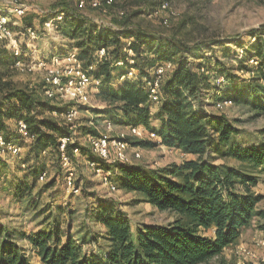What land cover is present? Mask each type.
Instances as JSON below:
<instances>
[{
  "label": "trees",
  "instance_id": "1",
  "mask_svg": "<svg viewBox=\"0 0 264 264\" xmlns=\"http://www.w3.org/2000/svg\"><path fill=\"white\" fill-rule=\"evenodd\" d=\"M59 2L64 7L53 15L43 16L39 25L64 13L60 21L62 32L75 43L84 69L101 80L94 94L105 105L92 108L95 119L124 127L138 126L146 134L155 133V138H128L133 145L144 149L165 146L194 158L164 167L134 162L111 165L79 143L68 145L70 155L78 145L80 153L90 152L89 160H100L103 168L111 172L110 180L117 189L140 194L146 203L174 215V220L166 225H145L135 231L113 201L100 200L93 213L89 212L105 228L101 234L108 246L98 251L84 250L83 244H97L90 231L83 233L80 243L72 237L62 243L56 238L60 230L53 226L27 232L11 230L0 222V264H34L18 244L19 238L35 248L44 264H201L217 258L223 260L224 250L234 246L241 232L253 225L254 220L264 230V209L257 205L262 198L251 188L257 182L256 177L244 167L215 163L208 158L215 153L221 158L232 157L264 168V128L259 132L260 142H241L238 120H231L224 113L209 114L201 106L204 90L218 88L219 99H231L235 104L248 106L254 115L263 114L264 25L249 32V42L241 43L245 46L244 56L231 68L220 59H215L212 65L210 58L199 54L203 45L190 46L175 36L134 26L130 24V16L119 18L115 27L100 26L83 17L77 7L68 8L63 4L65 1ZM33 20L29 12L21 18L24 26L34 25ZM2 45L0 64L12 66L13 57ZM101 48L105 49V55L99 59L96 52ZM190 57L194 64L190 63ZM169 61L174 67L165 72L160 86V108L153 113L146 82L154 68ZM130 68L138 71V77L121 82ZM202 69L217 73L216 79L223 77L224 82L220 86L212 84L210 76L200 72ZM245 71H253L254 76L244 80L237 74ZM44 88L42 81L31 87L19 86L0 76V130L7 139L14 137L19 142L16 127L23 120L33 138L19 161L27 169L16 189L24 192H30L38 177L47 173L40 160L44 151H47L44 158L57 159L63 172L59 137L69 127L53 117L51 110H61L68 104L58 107L43 94ZM154 119L158 120V126L152 124ZM82 130L85 135L98 132L88 126ZM56 181L52 178L45 185L52 186ZM237 184L245 190L237 191ZM19 195L24 196L22 192ZM208 231L210 235L206 234Z\"/></svg>",
  "mask_w": 264,
  "mask_h": 264
},
{
  "label": "rangeland",
  "instance_id": "2",
  "mask_svg": "<svg viewBox=\"0 0 264 264\" xmlns=\"http://www.w3.org/2000/svg\"><path fill=\"white\" fill-rule=\"evenodd\" d=\"M59 1H65L63 4L68 8L75 9L76 7V0H35L28 10L29 15L34 17L35 23L32 26L39 29L40 35L37 39L23 42L36 47L40 58L46 57L49 60L53 55L69 53L78 55L75 43L64 35L60 24L58 25L59 29L54 31H44V27L39 25L43 16L53 15L59 11L57 9L64 7L59 4ZM161 1L163 0H117L116 4L109 7L106 12L87 8L79 13L85 18L92 19L97 25L115 27L117 26L116 21L121 18L119 12L123 11L125 12L123 17L130 16V24L157 33L161 32L167 36H175L190 46L201 44L203 46L199 54L210 58L212 65H214L215 59H220L227 67L231 68L238 65V60L243 58L245 46L243 47L242 44L249 42L247 38L249 32L258 30L264 25V0H169L173 11L171 15L166 11L156 14ZM169 15L171 16L169 18L170 25L166 26L162 23V17ZM24 25V22H19L17 27L19 32H24V27H26ZM41 30H43L42 33ZM2 47L12 55L4 45ZM189 60L194 64L195 60L191 57ZM251 63L256 64L253 61ZM200 72L210 76L209 81L212 84L221 85L218 83L221 77L218 76L216 79L217 73L207 72L205 69ZM43 73L44 71L37 66H33L31 71L22 73L12 66L3 67L0 64V76L8 81L12 80L19 86L29 85L31 87L35 85L38 81H42ZM237 74L241 75L244 80L254 76L253 71L237 72ZM120 81L122 82V80ZM220 95L221 90L218 88L204 90L201 99L203 110L209 114L224 113L229 119L238 120V126L242 130V135L238 137L241 142H260L262 138H260L259 132L264 128V112L261 115H254L248 106L235 103L228 108L219 109L216 101L219 100ZM104 105L105 103L93 93L89 104L79 108L80 113L75 124L81 133L80 141L87 149L90 147L82 128L83 126L95 128L98 125L100 130L104 129L102 121H97L92 111V108H101ZM151 107L153 113H156L160 108L156 103H152ZM152 124L158 126V120L154 119ZM122 131L127 132L124 126L116 125L112 136L118 135ZM19 138L18 143L25 145L20 157L7 158L6 161L0 163V222L9 229L31 232L32 229H49L50 226H53L60 230L56 238L62 243L68 237H72L80 243L83 233L90 231L92 236L97 238V244L82 243L84 250L95 249L98 251L106 249L108 246V242H105L101 234L105 229L104 226L90 214L93 213L100 200L113 201L116 208L129 219L130 225L135 231L145 225H166L174 220V215L170 212H162L150 203H146L143 197L136 192H125L121 189H116L113 193L109 192V189L103 184V177L97 175L89 167L87 157V153L90 155L89 151H86L85 154L81 152L79 156L73 158L75 168L73 177L80 187L77 194H72L67 189L65 177L63 178L66 173L65 170L61 172L59 161L51 157L44 158L43 155L40 160L47 167L46 175L42 176L41 174L38 177L36 186L30 192L17 190L16 184L23 181L22 177L27 169L19 161L25 155L30 144V141L23 140L21 136ZM132 140H134L133 137ZM139 149L141 157L139 159L132 157V162L148 164L152 167H164L171 163H180L186 158H194L165 146L147 149L139 146ZM208 158L215 163L244 167L246 171L252 173L257 182L251 188L261 196L262 199L257 205L264 209V168L256 167L249 162H241L232 157L221 158L215 153H211ZM52 178H56L57 181L47 187L45 184ZM235 188L241 192L245 190L244 186L239 184ZM20 192L24 195L21 198ZM258 224V221L254 220L253 225L241 232L237 243L224 250L223 260L217 258L201 264H250L251 262L264 264L262 261L264 230ZM206 234L210 235L211 232L208 231ZM18 244L23 248L30 262L44 264L40 261L35 248L26 239L19 238Z\"/></svg>",
  "mask_w": 264,
  "mask_h": 264
},
{
  "label": "built area",
  "instance_id": "3",
  "mask_svg": "<svg viewBox=\"0 0 264 264\" xmlns=\"http://www.w3.org/2000/svg\"><path fill=\"white\" fill-rule=\"evenodd\" d=\"M35 0H0V43H2L12 53L13 64L12 67L19 72H28L33 70V66H37L40 70H43L42 82L45 84V94L48 98L56 102L58 107H62L68 104L67 107L59 109H52L51 115L55 118L63 120L67 125L68 131L59 137V160L63 170H65V180L67 189L72 194H77L80 191V187L75 182L74 175V157L80 155V146L76 145L73 149V154L70 155L67 152V147L70 144L82 145L80 141V134L78 127H76L75 120L78 118L81 106L89 104L91 95L98 90L101 80L92 76L89 71L84 69L81 60L78 59L75 53L53 55L48 60L46 57L39 56V52L36 47L29 43H24L25 40L37 39L40 35L39 29L34 26L24 27V32L18 31L19 22L21 18L26 16L31 7V3ZM117 0H76V7L80 11L90 9H99L107 11L109 7L116 4ZM169 12L173 14L172 7L169 0H163L159 4V9L156 11ZM120 17L125 15V12H119ZM163 16L162 23L169 26V18L171 16ZM64 13L61 12L55 17H52L43 22L44 31L58 30L60 21L63 20ZM41 30V33L43 32ZM129 55L133 54L131 49L128 50ZM105 55V49L101 48L96 52V56L100 59ZM133 62V61H131ZM122 65L123 62H118ZM174 67V63L169 61L162 63L151 71L152 77L147 80L146 86L149 91V98L151 103L159 104L161 101L160 86L164 78L165 72ZM93 68V67H92ZM90 68V69H92ZM138 71L135 68H130L126 75L122 76L120 80L128 78L136 79L138 77ZM224 82V78L221 77L218 83ZM233 101L217 100L216 105L219 109H225L232 106ZM93 110V109H92ZM104 129L100 130L96 125V135H86L92 153L106 161L107 163L114 165V163H128L132 162V157L139 159L141 157V151L139 146H135L131 141H127L128 138L134 137L136 139L155 138L154 132L145 133L141 127L131 126L125 127L127 132H120L118 135L112 133L116 128V125L109 121H102ZM18 134L23 140L32 141L33 138L27 128L26 123L23 120L17 122ZM25 145L19 144L17 139H7L4 132L0 130V163L6 161L7 158L20 157ZM47 154V151L42 153L43 156ZM89 167H91L97 175L103 177V184L109 189V192H115L117 189L116 184L110 180L111 172L105 170L100 160L88 161ZM25 166V165H23ZM43 173L42 176H45ZM264 246V242H263ZM264 262V257L262 258Z\"/></svg>",
  "mask_w": 264,
  "mask_h": 264
},
{
  "label": "crops",
  "instance_id": "4",
  "mask_svg": "<svg viewBox=\"0 0 264 264\" xmlns=\"http://www.w3.org/2000/svg\"><path fill=\"white\" fill-rule=\"evenodd\" d=\"M153 121V123H154V120H152Z\"/></svg>",
  "mask_w": 264,
  "mask_h": 264
}]
</instances>
